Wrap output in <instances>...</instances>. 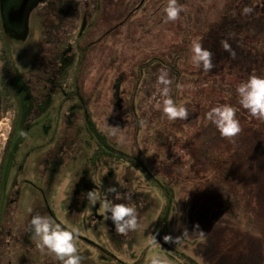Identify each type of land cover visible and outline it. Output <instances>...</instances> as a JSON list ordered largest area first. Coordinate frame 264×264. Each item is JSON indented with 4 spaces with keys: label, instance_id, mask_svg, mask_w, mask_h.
<instances>
[{
    "label": "rangeland",
    "instance_id": "obj_1",
    "mask_svg": "<svg viewBox=\"0 0 264 264\" xmlns=\"http://www.w3.org/2000/svg\"><path fill=\"white\" fill-rule=\"evenodd\" d=\"M1 2L7 6L16 0ZM37 2L22 26L4 20V37L0 32L4 194L13 177L5 170L4 149L13 123L20 119V108L28 113L21 124L25 136L12 142L15 164L22 161L24 167L14 182L17 187L5 216L0 217V264H60L37 247L28 230L35 212L50 215L64 227L81 229L76 246L84 257L82 264H149L155 254L165 258L166 264H186L179 255L196 264H264V123L239 107L235 93L237 84L249 75L264 76V45L240 49L238 36L247 26L238 25L224 34L216 25L227 12L242 11L245 6L252 12L259 10L262 0H179L183 11L170 22L162 15L166 0ZM214 24L219 38L209 48L203 42ZM196 38L213 54V67L206 71L220 77L226 69L238 81L225 88L221 77L194 80L185 76L175 88L167 72L170 92L176 91L173 99L189 111L186 120L169 121L156 107L161 99L156 80L165 69L146 66L153 58L169 63L171 54L186 48L178 69L191 75L197 70L189 60ZM222 41L234 55L223 48ZM6 61L12 78L7 104L2 97ZM46 66L52 72L42 78L36 69ZM189 82L200 88L192 98ZM208 87L223 92L233 100L229 104L239 109L241 131L235 137H221L206 120L213 97H218L203 95L201 89ZM220 103L225 104L223 99ZM106 125L122 128L126 142L109 135ZM89 134H99L102 144ZM190 141L199 145L205 157L202 162L196 163L187 153ZM213 154L229 161L227 183L212 175L208 159ZM49 156L52 186L42 197L36 187L45 188L48 174L43 166ZM136 159L143 173L132 164ZM115 185L120 191L131 190L138 204L139 227L124 235L104 220L100 202L93 205L86 196ZM161 187L170 188L174 195L164 225L158 222L167 196Z\"/></svg>",
    "mask_w": 264,
    "mask_h": 264
},
{
    "label": "clouds",
    "instance_id": "obj_2",
    "mask_svg": "<svg viewBox=\"0 0 264 264\" xmlns=\"http://www.w3.org/2000/svg\"><path fill=\"white\" fill-rule=\"evenodd\" d=\"M182 11L183 5L179 3V0H166V4L162 8L163 19L165 22L175 21L180 17ZM251 12L252 8L248 6L242 8L244 15ZM222 46L230 52V55H234L226 41H222ZM212 56V52L201 46L199 38L192 41L189 60L193 67H202L204 70L211 69L213 67ZM156 83L158 85L157 93L161 98L156 107L160 109L163 117L169 121L186 120L189 111L182 103L175 101L170 96L168 85L171 84V80L168 78L166 70L161 71L157 76ZM235 93L240 108L246 110L251 117L264 121V76L249 75L247 79L237 84ZM238 110L231 104H218L206 112L205 118L221 137L233 138L241 131L240 121L236 115ZM106 128L109 135L118 136L121 143L126 142L122 128L107 125ZM69 183L70 181H65L66 185ZM86 196L91 199L93 205L97 201L100 202L104 220L111 222L116 233L124 235L139 227L138 204L133 200L131 190L120 191L115 185L109 186L103 191H89ZM28 212L32 213L33 210L29 208ZM27 227L36 240L37 247L54 256L60 264H82L84 257L76 246L77 234L81 231L79 227H64L50 215L39 212L31 215ZM152 239L155 241L154 238ZM149 264H166V260L159 254H155L151 257Z\"/></svg>",
    "mask_w": 264,
    "mask_h": 264
},
{
    "label": "trees",
    "instance_id": "obj_3",
    "mask_svg": "<svg viewBox=\"0 0 264 264\" xmlns=\"http://www.w3.org/2000/svg\"><path fill=\"white\" fill-rule=\"evenodd\" d=\"M243 1H245L247 3V1H251V0H243ZM263 2H264V0H262V3ZM262 3L259 2V10H256L255 12H251L247 15L242 14V11L239 9H236V12L235 11L234 12H227L226 14L222 15V18L220 19L219 23L216 25L220 26L219 30H222L224 32V34L227 32L230 33L231 30H235V28L238 27V25H244V27L247 26L245 29H242L241 33H239L241 35V37L238 36L239 39H238V42L236 45L240 49L243 48L244 46L251 47L252 45H256L260 42H262V44L264 45V26L263 27L261 26L260 30H255L253 32V29L255 28V26H257V24H259V22L264 20V6L262 7ZM2 8H3V6H2V2L0 0V32L2 33V35L4 37V29L6 28L5 27L6 23L4 24V19H3V15H2L3 11H1ZM216 25L214 24V25L210 26L208 36H206L204 38L203 45L208 46L209 48L211 47V45H214L212 40L219 38V37H216V32H217L216 31L217 30ZM244 27H242V28H244ZM251 33H252V35H251ZM234 36H236V34ZM2 40L4 41L5 39L2 38ZM3 46H4L3 47L4 48V57H8V54L5 51L7 48V45L3 44ZM263 49H264V46H263ZM186 50H187L186 48H183V51L181 52V54H179V53L178 54H176V53L171 54L169 56L171 58L169 63H163V61H160L159 59L156 60L153 58L151 60V62L148 63V65L146 67L153 68L156 66L155 64H157L161 68H164L168 72L171 80L173 81L175 88L179 87L181 79L185 78V76H187V77L191 76L194 78V80H196L197 78L205 79L208 77L209 78L218 77L217 75H214L213 72L208 73L206 70H201L199 68H197L196 72H192L191 75H189V76L184 74L183 71H180L178 69V61H179V59H181L182 56H184V55L186 56V54H187ZM48 64L52 65V62H48ZM36 70L41 71L42 78L43 77L48 78L49 74H51L50 72H52L51 68H48L47 66L43 70H40V69H36ZM10 74L11 73H10V70L8 68V63L6 61L5 77L3 79V95H2L3 100L6 104L10 102V98H11L12 78H11ZM219 76L223 80L222 83L225 86V88H228L233 83L238 81V78H236V74L233 72L229 73V71L226 69H223L221 71V73L219 74ZM220 77H218V78H220ZM187 84H188L187 88L188 89L190 88V91H189L190 94L189 93L188 94L192 98V95H193L195 89H200V88L198 86V83H195V82L194 83L189 82ZM175 92L176 91H173V89H171V92H170L171 95L170 96H172V98H175L174 97ZM201 92L203 93V95H206V96H209L211 94L218 95V97L217 96L213 97L215 100L212 101V103H211L212 106H216L218 104H221L220 103L221 99H223L225 103L228 102V104L233 102V100L228 99L223 92H222V94H221V91L216 92L214 88L208 87V89H205V90L201 89ZM5 103H4V105H5ZM20 111H21L20 112V115H21V113H22L21 108H20ZM23 120H24L23 117H21L20 119L17 120V122L13 123L11 133H10V136L8 138L6 145H10L12 143L11 141H12L13 137L18 136V133L20 132L19 130H20V127H21ZM257 121H258V119H257ZM257 121L252 122V123L257 125ZM258 123L262 124V123H264V121L259 120ZM89 136L91 139L94 140V142L96 144H98V145L102 144V137L99 134H95V135L89 134ZM198 146L199 145L197 143H195V142L191 143V141H190L186 151L188 154H190L192 156V158L195 159V161L198 160V161L202 162V160H204L205 157L200 155L201 154L199 151L200 148ZM122 156L124 157V155H122ZM196 158H199V159H196ZM206 159H207V157H206ZM208 160L212 164V170H211L212 175H215V176L217 175L218 176L217 178H219L222 181L227 183L230 179L229 178V173H230L229 169L231 166L229 165V161L226 158H222L220 155H214V154ZM135 161H136V163H132V164L135 166V168L137 170H139L141 173H143L141 170L142 165L140 164V162L137 159ZM198 161H196V163ZM218 167L222 168L221 171H219V173H218V170H216ZM163 188H162V190H163L164 195H167L165 198L166 203L162 209V214L160 215L158 222L162 223L164 225L166 222V219L168 217V212L171 210L172 203L174 201V197H173L174 195H173V190H171L170 188H168L169 192L167 189H163ZM3 192H4V184H3V179H2V175H1V165H0V195H1V197L4 195ZM5 213H6L5 210L2 211L0 217L3 218L5 216ZM178 257L181 258V260H184V262L186 264H196L194 261H192L188 258H184L181 255H179Z\"/></svg>",
    "mask_w": 264,
    "mask_h": 264
},
{
    "label": "flooded vegetation",
    "instance_id": "obj_4",
    "mask_svg": "<svg viewBox=\"0 0 264 264\" xmlns=\"http://www.w3.org/2000/svg\"><path fill=\"white\" fill-rule=\"evenodd\" d=\"M7 1V0H5ZM24 2V0H16V2H12L14 4H11L9 3L7 6L5 3H2V5H4L3 7L5 8V10L3 11V19L5 21H9V17H8V14H11L9 15L10 17H14L15 14H16V11L18 10V8L21 6V4ZM25 2H27V7L28 8H36L37 5L39 4V2H37V0H28ZM11 4V5H10ZM4 21V22H5ZM7 23V22H5ZM16 27V26H15ZM24 83H27L28 81H23ZM30 85V84H29ZM32 97V96H31ZM33 98V97H32ZM28 113H25V114H21V117H23V119L25 118V116L27 115ZM29 116V115H28ZM20 117V118H21ZM25 132H26V129H23V126L21 125L20 127V132L18 134V136L16 137H13L12 141L11 142H14L16 140H19V139H22L24 136H25ZM8 141V140H7ZM13 146L14 144L12 145V143L10 145H6L5 146V149H4V165H5V170H6V173H11L12 172V179H11V182H9V188L7 190V192L1 197L2 198V206H0V210L1 211H7L6 209V206L9 203V199H11V192L14 188H16V183L15 180L18 179V177L21 176V174L23 173L22 170H23V163L22 161L19 162L17 165L15 164V160L14 158L16 157L15 156V153L14 152L15 150H13ZM12 157V159H10ZM26 159V157L24 158V160ZM10 160V162H9ZM23 160V161H24ZM2 164H3V161H2ZM43 167H46L45 169H47V174H48V177H47V181H45L43 183V186L45 187L44 189L40 188V187H36V190H40L39 193L42 197H44V190H48L51 186H52V157L49 156L48 159L45 161V165ZM9 171V172H8ZM11 171V172H10ZM17 182V181H16ZM47 187H49L48 189H46ZM4 193V192H3ZM16 194L17 196L19 195V193L16 191ZM1 196V195H0ZM36 210H39V209H36Z\"/></svg>",
    "mask_w": 264,
    "mask_h": 264
},
{
    "label": "water",
    "instance_id": "obj_5",
    "mask_svg": "<svg viewBox=\"0 0 264 264\" xmlns=\"http://www.w3.org/2000/svg\"><path fill=\"white\" fill-rule=\"evenodd\" d=\"M26 1H28V0H26ZM28 10H29V8L27 7V2H25V0H24V2L21 4V6L16 11V14L14 17H10L9 15H11V14H8V17L10 19L8 21V23L11 25L17 26V27L22 26Z\"/></svg>",
    "mask_w": 264,
    "mask_h": 264
}]
</instances>
